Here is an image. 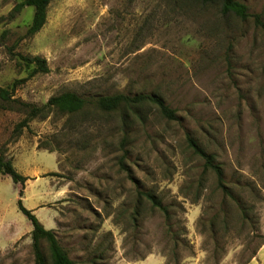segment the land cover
<instances>
[{
	"label": "rangeland",
	"instance_id": "obj_1",
	"mask_svg": "<svg viewBox=\"0 0 264 264\" xmlns=\"http://www.w3.org/2000/svg\"><path fill=\"white\" fill-rule=\"evenodd\" d=\"M20 1L0 0V87L25 78L12 98L41 106L66 91L157 93L176 119L148 106H88L73 116L46 110L19 129L25 113L0 100V152L29 177L21 186L0 175V264H34L21 187L23 205L76 264H264V29L254 20L264 22V0H239L247 19L194 0H51L33 35L32 7L11 14ZM18 54L44 58L48 71L30 76ZM187 136L247 202V224L201 174ZM140 191L161 199L167 220ZM39 244L52 264L47 241Z\"/></svg>",
	"mask_w": 264,
	"mask_h": 264
},
{
	"label": "trees",
	"instance_id": "obj_2",
	"mask_svg": "<svg viewBox=\"0 0 264 264\" xmlns=\"http://www.w3.org/2000/svg\"><path fill=\"white\" fill-rule=\"evenodd\" d=\"M51 0H22L18 2L12 9L11 14L17 13L24 6H30L33 8L30 24L27 28L26 35H33L46 22L47 9ZM201 3H219L222 12L235 15L240 19H247L251 16L248 13V7L239 0H194ZM255 22L264 29V22L261 19L260 14H254ZM18 62L25 66H32L30 70V76L35 73H46L48 67L46 60L38 56H23L21 54L16 55ZM25 81V78L14 80L10 85L6 87H0V100L2 101V107L5 109H17L25 113V117L18 124L17 128L27 126L28 121L31 118L39 115H44L46 110H54L58 113L73 116L81 113L88 106H92L96 110L102 112H114L117 110H131L136 112L141 107H153L161 116L167 119H176L175 110L171 108L165 100L157 93H112V94H100L91 97H85L79 95L73 91H66L59 94L52 95L41 106L16 100L13 97L15 87ZM187 142L192 149L194 155L200 158L202 161L201 174H212L215 178V187L222 193V198H227L232 204L238 208V222L241 226L247 224L250 221L249 215L250 209L247 207V202L242 199L240 194H235L230 187H228L223 179V170L221 165L216 162L212 153L206 152L192 137L187 136ZM0 175H8L14 183H19L23 186L24 182L29 179L28 176L20 174L15 168L10 158H7L2 152H0ZM23 187L18 190L17 208L18 210L30 221L31 223V245L34 255V264H47L43 256L40 247V240L45 239L48 244L50 260L52 264H76L71 260L64 249L60 246L55 233L51 229H46L38 218L33 213L32 209L26 208L22 203ZM138 195L144 198L151 207L161 211L163 215L168 219V208L164 205L161 199L151 191H140ZM136 215H139V211H135L134 220ZM213 222L210 223V235L216 238L218 236V227L214 226ZM170 224L166 225V234L169 235V241L171 242L172 249L177 247L179 239L176 237L177 233L172 230ZM222 233H227L228 227L225 223L220 226ZM261 239V245L264 244V236L259 235ZM217 242V241H216ZM187 243V242H186ZM218 244V243H217ZM218 246V245H217ZM219 247V246H218ZM254 255L252 250L247 257L246 262ZM174 264H179L178 261L173 260ZM214 264L218 263L215 259Z\"/></svg>",
	"mask_w": 264,
	"mask_h": 264
},
{
	"label": "crops",
	"instance_id": "obj_3",
	"mask_svg": "<svg viewBox=\"0 0 264 264\" xmlns=\"http://www.w3.org/2000/svg\"><path fill=\"white\" fill-rule=\"evenodd\" d=\"M39 206V205H38ZM32 210H35L34 208H32ZM258 256L260 258V256L263 258L264 260V245L261 247V249L259 250Z\"/></svg>",
	"mask_w": 264,
	"mask_h": 264
}]
</instances>
